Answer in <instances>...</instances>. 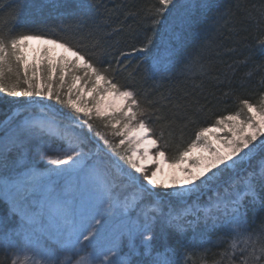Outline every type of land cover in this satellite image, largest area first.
<instances>
[{"label": "snow or ice", "instance_id": "1", "mask_svg": "<svg viewBox=\"0 0 264 264\" xmlns=\"http://www.w3.org/2000/svg\"><path fill=\"white\" fill-rule=\"evenodd\" d=\"M45 6L69 10L76 24L63 29L65 35L49 25L0 30V94L9 98L2 101L8 110L0 120V209L8 214L0 218V244L15 257L12 264H183L198 251L186 233L201 225L228 231L229 264L241 244L244 264H264V225L249 232L247 222L248 205L264 211V101L251 102L233 86L229 101L240 111L200 127L170 163L163 129L157 134L153 124V117L164 121L172 137L211 104L205 97L201 107L198 98L186 96L183 103L165 104L172 110L163 113L146 89L149 79L175 66L184 33L197 25V12L211 8L207 0H157L144 10L146 27L136 32L139 47L133 44L130 52L111 44L89 49L73 43L70 34L80 30L89 5L46 0ZM26 7L28 0H22L17 12ZM249 19L260 26L256 39L264 47V5ZM57 48L62 54H55ZM128 57L137 62L133 77L144 61L150 63L139 81L121 83L120 71L131 66L123 63ZM194 65L207 75L199 54L185 70ZM93 120L110 130L94 129ZM195 151L201 154L193 156ZM257 156L255 170L242 168ZM36 157H47V166L39 167ZM146 160L152 168L145 167ZM165 167L173 171L165 173ZM226 173L233 175L224 181ZM206 191L212 196L201 206ZM13 216L16 227L8 229Z\"/></svg>", "mask_w": 264, "mask_h": 264}, {"label": "trees", "instance_id": "2", "mask_svg": "<svg viewBox=\"0 0 264 264\" xmlns=\"http://www.w3.org/2000/svg\"><path fill=\"white\" fill-rule=\"evenodd\" d=\"M21 2L22 0H0V30H34L49 25L57 29L58 35H65L63 29L76 24V17L69 14V10L56 11L46 7V0H28V7L20 14L17 7ZM65 2L73 8L78 3L89 5L83 9L80 30L73 29L70 34L73 43L89 49L97 43L111 44L130 52L133 44L139 47L135 39L136 32L146 27L141 23L144 10L156 4L157 0H65ZM177 2L181 3L178 0ZM207 2L211 8L203 14L197 12L196 27L184 33V46L174 58L175 66L170 71L149 79L146 84L147 91L153 93L152 98L159 101V107L183 103L186 96L191 101L198 98L201 107L205 106V97L211 101L196 123L187 122L182 127H177L172 137H169L166 123L153 117L157 134L163 129L164 140L167 141L165 152L169 163L177 159L180 152L195 139L194 133L200 127H212L216 117L240 111V106L235 100L229 101L233 86L251 102L264 101V95H261V89H264V47H261L256 39L261 29L249 19V16L258 15L264 0H207ZM160 39L161 35L158 33L156 45H159ZM198 54L203 71L207 75H201V69L197 65H194L191 71L185 70L184 66L197 59ZM129 61L131 66L119 73L121 83H132L134 79L139 81L143 75V68L150 63L144 61L141 72L133 77L132 73L137 67L136 58L128 57L123 63L127 64ZM165 97H171V100H165ZM7 99L9 98L0 94V116H4L8 110L2 102ZM55 107L60 109L61 106ZM171 110L170 106L163 107V113H170ZM62 111L71 114L67 109ZM90 123L101 133L110 130L104 128L99 120ZM108 139L118 143L120 138L108 136ZM259 159L260 157L254 163L251 162V167L246 170H255ZM121 163L127 167L124 161ZM210 196L212 193L199 198L200 205L206 206ZM247 208L249 232H257L264 225V211L260 210L259 205H248ZM7 215L6 207L0 209V218ZM16 224V217L7 218L8 229L15 228ZM185 239L190 240L193 248L198 251L185 257L183 264H229L228 256L224 253L226 249L231 252V238L225 228L210 231L201 225L196 233L188 231ZM243 256L242 252L234 254L232 264H244ZM4 259L8 264H12L15 257L11 253H5L0 244V260Z\"/></svg>", "mask_w": 264, "mask_h": 264}, {"label": "rangeland", "instance_id": "3", "mask_svg": "<svg viewBox=\"0 0 264 264\" xmlns=\"http://www.w3.org/2000/svg\"><path fill=\"white\" fill-rule=\"evenodd\" d=\"M178 1L181 2V3L184 2V0H178ZM32 47H33V48H37V47H40V45H39L37 42H32ZM62 52H63L62 49H59V48L55 49V54H56V55L62 54ZM89 98H90V97H89ZM108 99L111 100V97H109ZM113 103L118 105V104H120V101L117 100V101H114ZM56 108H57V107H56ZM4 118H5V115H4V116H0V120H3ZM226 134H227L226 132H217V133H216L217 136H224V135H226ZM212 139H213V138H212V136H211V134H210V135H209V142H211ZM261 139H264V137H261ZM140 151L142 152L143 149H140ZM151 151L154 153L156 150H155V149H151ZM200 154H201V153H199V151H195V152L193 153V156L200 155ZM258 157H259V156H257V157L254 158L252 161H250L249 164H245V165H243L242 168L245 169V170H246V169H249V167H251L252 163H254ZM36 160H37V162H38V166L41 167L42 169H43L44 167L47 166V157L45 158L44 161H40V160H39V157H36ZM251 162H252V163H251ZM257 162H258V161H257ZM144 164H145V167H148V168H152V167H153V165L151 164V161H150V160H146V161L144 162ZM129 170H130V169H129ZM164 171H165V173H168V172H171V171H173V170H172V169H169V168H167V167H165ZM112 172H113V175H115V169H113ZM133 174L135 175V173H133ZM232 175H233L232 173H226V174L224 175L223 180H224V181H227V180L229 179V177H231ZM207 193H212V192H210V191H206L204 194H207ZM204 194L201 195L199 198H202V197L204 196ZM192 199H196V197L193 196ZM242 247H244V245H242V244L239 245L238 248L235 250L234 254H239V253L241 252V251H240V248H242ZM231 252H232V249H231Z\"/></svg>", "mask_w": 264, "mask_h": 264}]
</instances>
